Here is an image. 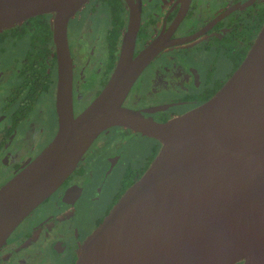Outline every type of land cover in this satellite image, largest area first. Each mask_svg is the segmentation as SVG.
<instances>
[{
    "label": "water",
    "instance_id": "obj_1",
    "mask_svg": "<svg viewBox=\"0 0 264 264\" xmlns=\"http://www.w3.org/2000/svg\"><path fill=\"white\" fill-rule=\"evenodd\" d=\"M122 1L127 24L114 70L73 116L66 27L87 0H0V31L51 14L57 119L50 142L0 184V247L77 168L93 141L117 126L160 147L81 242L73 264H264V22L241 63L210 99L156 122L122 106L160 47L154 41L132 57L140 1Z\"/></svg>",
    "mask_w": 264,
    "mask_h": 264
},
{
    "label": "flooded vegetation",
    "instance_id": "obj_2",
    "mask_svg": "<svg viewBox=\"0 0 264 264\" xmlns=\"http://www.w3.org/2000/svg\"><path fill=\"white\" fill-rule=\"evenodd\" d=\"M139 1L132 57L154 41L160 47L135 79L122 106L137 109L156 122H165L210 99L241 63L264 22V0ZM118 4L113 10L114 0H87L67 23L73 116L96 97L114 70L128 14L124 2ZM50 19L51 14L35 15L0 31V41L8 37L12 44L18 40L26 43L22 53L12 49L9 62L0 63V184L29 163L57 129ZM45 29L50 34L44 35ZM184 57L196 59L179 65L178 58ZM89 81L96 89L78 109L91 91L85 90ZM109 129L148 140L137 161L122 162L116 139L91 149L98 138L108 136ZM109 129L93 141L59 188L14 229L0 247V264H52L58 259H63V264L74 263L81 242L142 175L160 147L156 140L128 129ZM98 148L91 167L88 164L82 170ZM113 172L120 176L116 189L106 198L98 195L99 190L84 195L91 177L98 186ZM80 202H84L82 208Z\"/></svg>",
    "mask_w": 264,
    "mask_h": 264
},
{
    "label": "rangeland",
    "instance_id": "obj_3",
    "mask_svg": "<svg viewBox=\"0 0 264 264\" xmlns=\"http://www.w3.org/2000/svg\"><path fill=\"white\" fill-rule=\"evenodd\" d=\"M25 48H26V43H25L24 40H18V41H15L12 44L10 39L8 37H5L3 39V41H0V63L4 65V64H7L9 62V57H10L11 54H13V50L12 49L16 50V52L20 54V53L23 52V50ZM195 59H196L195 57H190V58L184 57V58H178L177 61L179 62V65H181L183 62L184 63L186 61H190L191 62V61H194ZM202 60L205 61L206 58L204 57V58H202ZM222 63L223 62H221V64ZM90 83L91 82L89 81L85 85H89ZM95 85L96 84L93 83V84L89 85L88 87H85L86 91H88L89 89H91V91L84 97V99H82V101L79 102L78 109L82 108L84 103L92 96L94 90L96 89ZM83 92H85V91H83ZM50 117H51V114H49V120H50ZM108 131H110L108 133V136H105V137L103 136L104 138L103 137L98 138V140L95 141V143L93 144L91 149L95 148V145H97V143L102 142L101 146H106L107 144L108 145L110 144L112 139H116L118 145L115 148L118 150V152H120L123 155L122 162H124V163H128L129 162V163L132 164L135 161H137L138 160L137 157L139 155H141V152H142V154L144 153V151H145V149H146V147L148 145V143L146 142L148 140H146V139L144 140V138L138 137V140H136L137 138L131 137L130 134L124 133L122 131H116V130H112V129H109ZM102 139L106 140L105 142H107V143H104L102 141ZM98 146L100 147V144ZM99 149L100 148L97 149L96 153L94 152L95 154L94 153L91 154L90 157L84 162L82 170L87 169L86 166L88 164L91 167L94 157H96V155L98 154L97 152H100ZM104 149H103V151H104ZM89 152H90V150H89ZM89 152H88V155H89ZM119 176L120 175H119L118 172H113V174L110 177L99 181V185L98 186H94V183H93L92 177H91L89 182H88V184H89L88 190L85 191L84 195L89 196L90 193L92 195H94V191L95 190L96 191L99 190L98 191V195L101 194L102 198H106V196L109 193L111 194L116 189L117 180H118ZM92 189H94V190L91 192ZM83 203L84 202H80L79 203V206L81 208H82L81 205ZM43 206L45 207L46 205H42L41 207H43ZM65 261L66 260L64 259V262ZM52 264H63V259H58V260L54 261Z\"/></svg>",
    "mask_w": 264,
    "mask_h": 264
},
{
    "label": "trees",
    "instance_id": "obj_4",
    "mask_svg": "<svg viewBox=\"0 0 264 264\" xmlns=\"http://www.w3.org/2000/svg\"><path fill=\"white\" fill-rule=\"evenodd\" d=\"M119 1H121V0H114V7L112 8L113 10H115V9H117L119 7V4H118ZM42 25L43 24L40 25V29H41ZM43 32H44V35L50 34V31L47 30V29H45ZM114 35H115V31H114ZM113 45H114V48H115V41L113 42Z\"/></svg>",
    "mask_w": 264,
    "mask_h": 264
}]
</instances>
